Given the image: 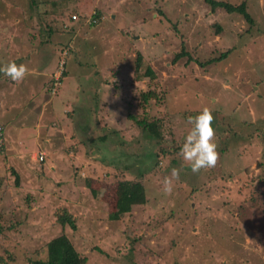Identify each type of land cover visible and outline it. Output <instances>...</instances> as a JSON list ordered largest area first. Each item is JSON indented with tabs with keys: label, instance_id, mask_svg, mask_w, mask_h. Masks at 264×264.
Segmentation results:
<instances>
[{
	"label": "rangeland",
	"instance_id": "obj_1",
	"mask_svg": "<svg viewBox=\"0 0 264 264\" xmlns=\"http://www.w3.org/2000/svg\"><path fill=\"white\" fill-rule=\"evenodd\" d=\"M227 1L247 2L255 26L211 11L203 0H35L33 7L29 0H0V65L14 61L29 70L19 83L0 73L5 264L46 259V244L60 234L86 264H264V0H253L257 10L250 0ZM72 11L88 20L100 13L101 24L72 27L71 35L61 25ZM65 45L63 53L67 46L75 51L61 82L62 60L51 72ZM182 49L192 61L174 62ZM228 49L226 60L199 65ZM146 67L151 77H141ZM149 91L157 96L147 114L158 122L159 144L126 118L128 112L143 117L139 95ZM205 107L218 126L219 160L193 173L178 152L192 127L187 118ZM89 138L93 152L82 143ZM134 151L137 159L140 152L158 154L157 166L151 162L143 177L121 170L120 180L146 190L145 204L124 213L115 178L121 168L114 166L136 167ZM173 168L180 175L165 195L163 180ZM63 210L76 230L57 223ZM113 213L118 220L110 219Z\"/></svg>",
	"mask_w": 264,
	"mask_h": 264
},
{
	"label": "trees",
	"instance_id": "obj_2",
	"mask_svg": "<svg viewBox=\"0 0 264 264\" xmlns=\"http://www.w3.org/2000/svg\"><path fill=\"white\" fill-rule=\"evenodd\" d=\"M205 4L209 5L211 8V11H216L218 9H222L225 13L229 14V15H239L242 17V19L244 20V22H246V24L249 25V29H252L255 26V21L252 18V16L247 12V2H241L238 5H232L231 3H229L227 0H203ZM29 3L31 5V7H33L36 2L35 0H29ZM251 3V8L252 9H256V3L253 2V0H250ZM257 10V9H256ZM254 11V10H253ZM255 12V11H254ZM71 16H68V22L69 24L63 23L61 25V27L65 30H67V32L71 35H73L74 33V28L72 29V27H76V28H82L83 26L85 27H89L90 30H95L97 29L100 24H101V16L100 13L95 12V14L90 16V20H88L87 18H85V16H81V14L76 15L74 11L70 12ZM74 13V14H72ZM45 14V13H43ZM42 14V15H43ZM159 16L162 15L161 12H159L158 14ZM38 18L39 15H36ZM84 20V21H83ZM78 22V23H77ZM215 27V31L214 33L219 34L221 32V28L218 24H214L213 25ZM71 28V30H70ZM47 31H54L53 28L48 26ZM42 43V42H40ZM61 49L63 47V44L60 43L59 44ZM66 45L64 46V49L61 50L59 49V53L56 54L55 59H54V64L56 65V67H54V70L51 72L52 75L55 73V71L58 70V64L59 61L62 60L64 62L63 64V69L61 71V77L60 80L62 82V80L64 78H66L69 74V71L66 68V62L65 59L71 54L73 53V51L75 50H70V46H67V52L63 53L65 51ZM232 49H228L227 51H225L224 53H222L220 56H218V58H214L211 60L206 61L205 64H199L201 67H204L206 65H211L214 63H218L221 62L223 60H226L227 57L231 54ZM183 56H188V61H192L191 57L188 55V53H186L183 49L181 50L180 53L175 55L174 58V62L179 60V58L183 57ZM141 59L142 56L141 54L138 52L135 58V70L134 72L138 74V71L140 70V65H141ZM141 77H151L153 75V72L150 68L146 67L145 72L143 74H141ZM138 76V75H137ZM54 78V77H53ZM138 79V78H137ZM52 82V80H51ZM52 84V83H51ZM156 94L155 92L149 91V92H141L139 95V101H138V107L141 108L143 110V112L145 113L143 115V117H140L132 112H128L126 118L128 121H132L133 124L139 129L141 130V132L144 134L145 139L147 141H151L154 143L159 144V142H161V132H160V127L158 125V122H155L153 120H150L148 118V114H147V109L149 106V102L151 100H153L154 98L156 99ZM74 114V112L69 111L68 115H72ZM197 115V114H195ZM194 113H191L189 116H195ZM213 128H218V126L214 127V125H212ZM219 133V130L216 132ZM223 133V132H221ZM250 133H247L246 135H249ZM111 137L113 138V136L111 135ZM104 139V138H101ZM85 146L86 145H91L94 143V139H87V141H83L82 142ZM120 146H123V143L120 142ZM79 147H81L79 145ZM87 147V146H86ZM74 147H70V149H73ZM87 149L89 150L90 148L87 147ZM78 150V148H77ZM90 152H93V150H89ZM136 152L134 151V154ZM159 153L162 156H165L166 154H168L169 152H167V150L164 149H160ZM140 158L137 159L138 154H135L133 157V159L138 163V165H136V167L134 166L135 164H130L128 165V163H124L123 166H121L119 164V162L117 161V164L114 166V169L118 170L117 168H121L119 169L120 171L118 172L117 176L115 175V178L118 179L117 181L119 182V185L121 184L123 189L121 190V193L118 194L117 196V205L122 209V211L124 213H129L131 212L132 207L134 206H140L145 204L146 198H145V189L142 186V184L140 182H131L128 180H120L121 177L120 174L122 173L121 170H125L127 173H129L130 168H134L137 171V176L143 177L144 174H146L148 172V170L150 169L149 167L152 166L151 162H153L154 166H157V162H156V158L158 154H153L151 152H148L146 154H143L142 152H140L139 154ZM104 164H107L110 166L109 163H107L105 160L102 159L101 161ZM177 162H175V160L171 161V164H176ZM121 181V182H120ZM18 182V178L16 177V183ZM93 194L96 195V193L93 191ZM119 214L113 213L110 215V219L111 220H118L119 219ZM57 223L64 229L65 227H69L71 230H76V223L74 218L71 216V214H69L67 212V210H63L57 218ZM0 232H1V228H0ZM46 259L44 260H36L33 262V264H86L87 262V258L85 256H80L78 254V252L75 250L73 244L71 243V241L68 239V237L65 234H60L58 237H56L55 239L51 240L49 243L46 244ZM0 262H2L3 264H5V261H3V258H0Z\"/></svg>",
	"mask_w": 264,
	"mask_h": 264
},
{
	"label": "clouds",
	"instance_id": "obj_3",
	"mask_svg": "<svg viewBox=\"0 0 264 264\" xmlns=\"http://www.w3.org/2000/svg\"><path fill=\"white\" fill-rule=\"evenodd\" d=\"M0 73H3L13 82H22L29 70L24 64L9 61L0 65ZM214 117L207 107L203 108L195 116H189L187 123L192 125L187 133L184 143L180 147L178 155L182 158L183 166L190 167L193 173L202 169L214 168L219 160L217 144L214 143L215 129L212 127ZM181 169L173 168L170 177L163 180V193L170 195L173 191V180L178 179Z\"/></svg>",
	"mask_w": 264,
	"mask_h": 264
}]
</instances>
